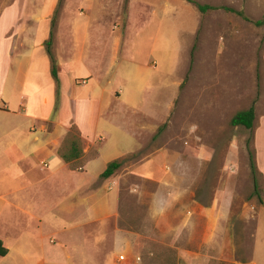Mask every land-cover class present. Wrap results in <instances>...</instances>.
I'll return each instance as SVG.
<instances>
[{
  "label": "rangeland",
  "instance_id": "1",
  "mask_svg": "<svg viewBox=\"0 0 264 264\" xmlns=\"http://www.w3.org/2000/svg\"><path fill=\"white\" fill-rule=\"evenodd\" d=\"M194 1L264 18V0ZM263 56L264 26L187 0H0V100L26 105L24 84L55 82L53 62L62 91L49 112L0 116L2 143L21 151L0 191L29 184L48 206L43 224L5 207L0 264H264L250 158L260 172ZM252 105V128L230 125ZM71 126L94 160L48 177L38 148L62 135L67 150Z\"/></svg>",
  "mask_w": 264,
  "mask_h": 264
},
{
  "label": "crops",
  "instance_id": "2",
  "mask_svg": "<svg viewBox=\"0 0 264 264\" xmlns=\"http://www.w3.org/2000/svg\"><path fill=\"white\" fill-rule=\"evenodd\" d=\"M264 58V56H263ZM264 62V61H263ZM57 79H58V87L55 86V82L52 81H46L44 84L41 85H36V84H32V83H25L23 90H21L20 94L18 97L25 98L27 101L26 105H19L16 104V108L11 110L9 109L7 103L3 102L2 100H0V116L2 117V119L7 118L9 115L10 117H13V115H22V114H26L29 115L31 117L36 116V111L37 109H42L44 107H47L46 109L48 110V112L50 110H53L54 108V101L55 98L61 96V86H60V81H59V76L57 74ZM88 80V79H86ZM77 82V81H76ZM81 82V81H80ZM82 83H84V79H82ZM60 86V88H59ZM56 87V88H55ZM119 92V94L117 93ZM121 90H114V96L116 95H120ZM47 102V104H46ZM32 112V113H31ZM259 120V125L257 127V132H256V147H257V152H258V167L259 170L263 176V184H264V151H261V148L264 147L262 145V143L260 142L261 140V136L262 134H264V113H261V115L258 118ZM12 128V127H10ZM5 127L0 125V159L4 158L7 156L6 160H2L0 163V174L4 173L6 171V167L4 166V162L8 161L11 164L15 166L14 164H16L17 160L20 159L21 156V151L20 149L14 144L12 143L11 145H4L2 143V138L4 137L5 133H4ZM4 133V135H3ZM3 136V137H2ZM61 136L60 135L55 141L50 142L49 144H45L42 147H39L38 150L44 151L46 150L47 152H43L44 157L40 160V164L42 162H47V176L48 177H56L58 176V174L65 170L67 175L69 176L68 172L71 174V172H73L75 174V172L78 171H83L85 169V166L92 161V159L94 160V158H83L81 160L82 164L76 168V169H71L69 167V165L63 161V159L59 158V154H58V149L61 143ZM86 153L88 152L85 151ZM86 153H84L86 155ZM84 155V157H85ZM19 158V159H18ZM44 166H39V169L42 170ZM68 171V172H67ZM11 175L13 177V179H17L18 177H21V173L22 171L18 168H16L15 170H13L11 168ZM3 182L5 181V177L0 178ZM58 185H63V184H58ZM67 186V188H65V190H60L58 191V194H64V192L66 194H68L67 192L69 191V186L68 184L65 185ZM64 186V187H65ZM85 190V187H84ZM39 192H37V189L35 190H31L30 189V185L28 184L27 186H20V187H15L14 189L8 191V192H4V191H0V200L4 201V205L2 210H0V218L1 216L5 217V207H13L14 209L18 210L20 213L24 214L26 218L29 219H35L37 221H39L40 224L44 223L43 219V212L47 210L48 206L46 201L42 204H40L41 200H42V196L38 195ZM24 197V198H20V197ZM52 203V202H50ZM56 204V203H55ZM54 207L53 203L51 205V209ZM49 208V209H50ZM10 209V208H9ZM50 209V210H51ZM57 209V208H56ZM11 211V209H10ZM52 211V210H51ZM55 215H62L60 214L58 211L56 212ZM38 227H40L38 225ZM2 236V234L0 233V237ZM3 242V241H2ZM51 242L54 243V241L51 239ZM4 245V243H3ZM255 264V261H254Z\"/></svg>",
  "mask_w": 264,
  "mask_h": 264
},
{
  "label": "trees",
  "instance_id": "3",
  "mask_svg": "<svg viewBox=\"0 0 264 264\" xmlns=\"http://www.w3.org/2000/svg\"><path fill=\"white\" fill-rule=\"evenodd\" d=\"M187 1L193 3L200 13H206L208 10H214V9L221 8V9H224L226 11L235 13V14L241 16L242 18H244L245 20L251 21L255 26H258V27L264 26V18L257 19V20H250V18H248L242 10H236V9H234L232 7H228V6H213V5H209V4H202V3H198L194 0H187ZM50 37L51 38H49L45 42V45H46L45 49H46L47 53L49 54V56L51 57V60L53 61L54 58L52 56L53 54H52V50H51L52 34ZM51 73H52V76L56 82V86L58 87L56 65L54 64V62H53L52 67H51ZM254 120H255V109H254V106L252 105V106L248 107L247 109L237 111L231 117L230 125L231 126H243L247 129H250L253 127ZM74 129H75V127L71 126L69 134H68V136L70 138L69 145H68L69 148L67 150H64L60 147L58 149V154L60 155V157L72 169H76L80 166L78 161L82 159V155H83V150L80 147L79 136H77L75 134L76 132ZM159 129H161V126ZM250 158H251V172H252L253 185H254V194L257 196V198H259V200H261V197L259 194V185H258V176H257L258 174H261V173L258 172L252 156ZM123 161H124L123 159L117 158V159H114V160L108 162L105 169L101 172V174L99 176L101 178H104V179L111 177L120 168ZM7 253H8V249L3 245V242L0 239V256H5Z\"/></svg>",
  "mask_w": 264,
  "mask_h": 264
},
{
  "label": "built area",
  "instance_id": "4",
  "mask_svg": "<svg viewBox=\"0 0 264 264\" xmlns=\"http://www.w3.org/2000/svg\"><path fill=\"white\" fill-rule=\"evenodd\" d=\"M42 166L46 167V166H47V164L43 163V165H42Z\"/></svg>",
  "mask_w": 264,
  "mask_h": 264
}]
</instances>
